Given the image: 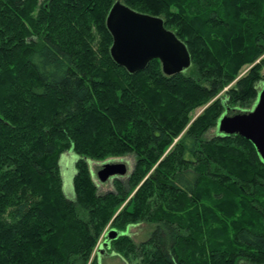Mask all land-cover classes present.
<instances>
[{
  "label": "trees",
  "instance_id": "trees-1",
  "mask_svg": "<svg viewBox=\"0 0 264 264\" xmlns=\"http://www.w3.org/2000/svg\"><path fill=\"white\" fill-rule=\"evenodd\" d=\"M115 1L0 0V264H99L108 225L121 235L104 252L134 264H264V160L209 136L257 102L264 0H120L185 44L174 76L112 61ZM127 156L130 174L99 194L90 162ZM141 222L152 230L135 244Z\"/></svg>",
  "mask_w": 264,
  "mask_h": 264
},
{
  "label": "water",
  "instance_id": "water-1",
  "mask_svg": "<svg viewBox=\"0 0 264 264\" xmlns=\"http://www.w3.org/2000/svg\"><path fill=\"white\" fill-rule=\"evenodd\" d=\"M105 25L112 39L110 57L128 74L143 71L152 60L160 63L165 76L180 74L191 65L185 44L164 27L161 18L136 12L116 0L107 14ZM217 131L249 141L264 160V87L251 111L227 109L217 124ZM124 174V165L118 163H106L96 171L101 183ZM119 235L121 233L115 230L108 231L98 253L102 254L109 242Z\"/></svg>",
  "mask_w": 264,
  "mask_h": 264
},
{
  "label": "rangeland",
  "instance_id": "rangeland-1",
  "mask_svg": "<svg viewBox=\"0 0 264 264\" xmlns=\"http://www.w3.org/2000/svg\"><path fill=\"white\" fill-rule=\"evenodd\" d=\"M248 69L249 68L244 69L241 72V74L239 75L238 79L241 76H243ZM263 76H264V73H263ZM262 82H261L262 85L259 88V91L264 87V77H263ZM232 85H230L229 87L225 88L220 95H223L224 92L228 88H230ZM202 111H203V108L197 110L196 112H194V114H193L194 118L197 117ZM217 133H218L217 128H214V129H212L210 131L209 136L217 135ZM64 156L62 157V160H61L62 163H61V165L64 167L63 168V172H62L63 173V177H64V181H63V183H64V190L67 191L68 189L71 190V177L73 175L71 162L74 159L69 160L68 159L69 158L68 155H64ZM106 163L123 164L124 165V168H125V174L126 175L125 176H118V177H111L106 182L101 183L97 179L96 171H97L98 168H100L101 166H103ZM133 163H134V158L132 156H127V157H123V158H116V159H108V160H105L104 162H102V161L101 162H96V161L90 162L89 169L92 172L93 182H94L95 186L97 187V192L99 194H102V193H105L107 191L112 190V188H113L112 187V181L114 179H116V178H119V177L120 178L122 177L123 179L126 178L130 174V172H131V167H132ZM70 164H71V166H70ZM108 227H109V225L106 227L107 229H105V233L104 234H106L108 232V230H109ZM151 230H152V226L151 225H147V224L141 222V223L137 224L136 226L131 227L129 229V235H130V238L132 239V241L135 244H139L141 242H144L149 237V235L151 233ZM103 241H104V238L102 236L99 239L98 244H102ZM98 244H97V246H98ZM94 256L98 259V263L99 264H134L135 263V261L128 262V261L124 260L122 257H120L119 255H117V253H115V251H113V249L112 250L110 249L107 252H103L102 255L101 254L100 255L96 254V249H95V251L92 254L91 259L94 258Z\"/></svg>",
  "mask_w": 264,
  "mask_h": 264
}]
</instances>
